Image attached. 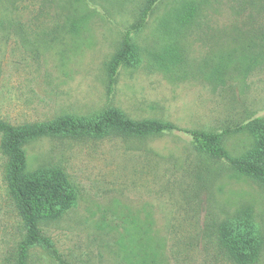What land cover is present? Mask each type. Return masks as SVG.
Returning <instances> with one entry per match:
<instances>
[{"label": "rangeland", "instance_id": "obj_1", "mask_svg": "<svg viewBox=\"0 0 264 264\" xmlns=\"http://www.w3.org/2000/svg\"><path fill=\"white\" fill-rule=\"evenodd\" d=\"M147 1L0 0V121L22 128L92 118L107 104L133 121L206 132L264 117V58L254 62L251 52L264 43V0H161L133 36L140 62L119 70L109 97L108 65ZM190 5L191 25L165 23ZM1 140L0 264H17L27 231ZM256 144L247 131L222 139L231 158ZM23 149L28 173L57 167L75 192L70 209L40 224L68 264H232L216 229L243 208L264 238V184L181 132L42 137ZM27 264L57 263L35 246ZM254 264H264V246Z\"/></svg>", "mask_w": 264, "mask_h": 264}, {"label": "trees", "instance_id": "obj_2", "mask_svg": "<svg viewBox=\"0 0 264 264\" xmlns=\"http://www.w3.org/2000/svg\"><path fill=\"white\" fill-rule=\"evenodd\" d=\"M160 1L148 0L137 21L124 32L120 48L107 68L109 97L114 92L119 70L140 62L133 36L145 27L148 18ZM195 13L194 5L183 6L165 23L182 29L191 25ZM258 37L264 39V33L261 32ZM253 46L254 51H251L253 47L249 44L241 48L250 60L251 51L254 54L253 61L256 62L264 58V43ZM173 57L171 53L165 54L159 58V61L161 64L167 63ZM244 131L249 132L257 144L247 156L231 158L222 146V139ZM172 132H181L188 136L194 148L207 157L222 161L233 170L264 184V117H255L221 132H206L181 129L170 123L150 120L133 121L107 104L100 114L92 118L66 117L50 124L29 125L22 128L0 121L1 147L8 159V188L27 231L26 239L18 246L17 264H27L28 251L35 246L49 251L57 264H68L61 259L52 242L42 235L40 224L59 218L71 208L76 197L61 169L41 167L35 172L26 171L27 158L23 145L27 141L61 135L94 138L143 137ZM216 241L221 253L232 264L256 263L261 257L264 246V238L253 224L252 211L249 208L241 209L233 218L218 224Z\"/></svg>", "mask_w": 264, "mask_h": 264}]
</instances>
